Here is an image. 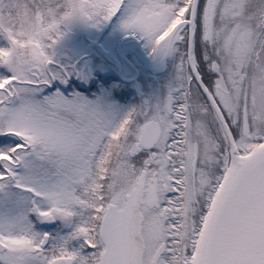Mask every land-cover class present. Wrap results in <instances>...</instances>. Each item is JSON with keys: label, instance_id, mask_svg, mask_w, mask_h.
<instances>
[{"label": "snow or ice", "instance_id": "6c2138e0", "mask_svg": "<svg viewBox=\"0 0 264 264\" xmlns=\"http://www.w3.org/2000/svg\"><path fill=\"white\" fill-rule=\"evenodd\" d=\"M73 20L171 58L166 96L71 90ZM0 40V264H264V0H0Z\"/></svg>", "mask_w": 264, "mask_h": 264}, {"label": "rangeland", "instance_id": "374dc122", "mask_svg": "<svg viewBox=\"0 0 264 264\" xmlns=\"http://www.w3.org/2000/svg\"><path fill=\"white\" fill-rule=\"evenodd\" d=\"M107 28H110V30L105 32ZM61 31L64 33L62 38L51 50H49V54L52 56V59H58L60 53H63L64 57L67 55L74 56L77 54H86L90 46L94 47L92 42L96 41L103 34L105 35V38L102 40V45L106 50L110 51H105L106 54L112 57L113 53H115V48L117 47L118 43L124 40L122 39L123 35H128L120 30L118 24L115 21H113V23L109 22L106 24H101L97 27H93L89 23L82 22L80 20H73L71 23L61 26ZM3 44L4 41L0 40V46ZM94 53L98 54L95 49ZM63 59L67 60L66 58ZM65 60H63L62 63H66ZM96 66H98V64H96ZM167 69L168 70L164 74L156 77L153 81H151L149 78V73L147 72L142 76L144 98H147L149 106L161 101L167 94L168 87L175 74L174 64H172L171 61L169 62ZM2 71L3 70L0 69V72ZM109 73H111L110 70ZM99 86L100 90L96 95H91L89 92H79L75 87H71L72 90L84 95L89 101L99 103L105 110L109 111L114 117V123L118 122V120L122 118L123 115L126 114L130 109L144 106V104L138 101L133 92L131 93V97L128 101L114 100L111 98V95L117 91L121 92L122 94L128 92V85L119 82L111 83L110 85L102 84Z\"/></svg>", "mask_w": 264, "mask_h": 264}, {"label": "flooded vegetation", "instance_id": "af4514ba", "mask_svg": "<svg viewBox=\"0 0 264 264\" xmlns=\"http://www.w3.org/2000/svg\"><path fill=\"white\" fill-rule=\"evenodd\" d=\"M109 30L110 28L107 29L105 32ZM129 37H131V35H123L122 39L125 40V44L123 46L124 48L119 50L118 53V49L116 47L115 53H113L112 57L109 55L102 56L98 49V44L103 47L102 40L105 38V35L103 34L96 41H93L95 43L92 42L94 47L92 48L91 55L84 56L83 54L76 55L75 57L59 56V59H53V61L55 64L66 67L72 71L73 75L69 80V83H71L70 85L72 87L79 86L85 88L87 86H93L96 88L102 84L110 85L111 83L120 82L122 84L129 85L128 87L129 89H131V86H133L132 82L126 83L125 81L126 79H130L133 77L135 69L139 71L137 67L142 66V63L140 60V55H138V45L135 40L128 39ZM134 38L139 42L140 48L142 49L143 53L151 59L152 57L149 55L148 50L143 45L142 41L137 39L136 37ZM94 49L98 52V54L94 53ZM103 49L106 52H110L106 50L105 47H103ZM63 58H66L67 60ZM63 60H65L66 63H62ZM96 64H98V66H96ZM109 70L111 71V73H109ZM123 79L125 80L123 81ZM142 99L143 102L147 105V99L144 97ZM38 227L41 230H47L51 232H56L58 230L57 224L39 225Z\"/></svg>", "mask_w": 264, "mask_h": 264}, {"label": "water", "instance_id": "95a60500", "mask_svg": "<svg viewBox=\"0 0 264 264\" xmlns=\"http://www.w3.org/2000/svg\"><path fill=\"white\" fill-rule=\"evenodd\" d=\"M124 44H125L124 41H121V42L118 43V45H117L118 51L124 48L123 47ZM138 49H139L138 55H140V60H141V63L143 65V68L146 69L147 71L151 72V74L154 77L157 76V75L163 74L166 71V63H167V60L169 58H165L163 60L156 59V58L150 59V58H148V57H146L144 55V53L140 50L139 46H138ZM91 53H92V46L89 47L88 53L85 56H89V55H91ZM101 53L103 55H106V53L104 51H102ZM63 56H64V54L61 53L60 57H63ZM103 73H105V72H103ZM119 75H120V73H119ZM137 76H138V72L135 69L133 77L130 78V79H126L125 82H132L134 88H136L137 92L140 94L139 85H138V82H137ZM124 80L125 79H123V81Z\"/></svg>", "mask_w": 264, "mask_h": 264}, {"label": "trees", "instance_id": "16d2710c", "mask_svg": "<svg viewBox=\"0 0 264 264\" xmlns=\"http://www.w3.org/2000/svg\"><path fill=\"white\" fill-rule=\"evenodd\" d=\"M75 87V86H74ZM77 89V91L79 92H90V93H94L95 95L97 94V92L100 90V87H93V86H90L88 89L86 90H82L79 86L78 87H75ZM71 90H72V87H71ZM88 90V91H87ZM93 94V95H94ZM111 98L114 99V100H120V101H128L130 99L129 97V93L128 92H125V93H121L119 91H117L116 93L112 94L111 95Z\"/></svg>", "mask_w": 264, "mask_h": 264}, {"label": "clouds", "instance_id": "9594fccd", "mask_svg": "<svg viewBox=\"0 0 264 264\" xmlns=\"http://www.w3.org/2000/svg\"><path fill=\"white\" fill-rule=\"evenodd\" d=\"M6 11H7V9H6Z\"/></svg>", "mask_w": 264, "mask_h": 264}]
</instances>
